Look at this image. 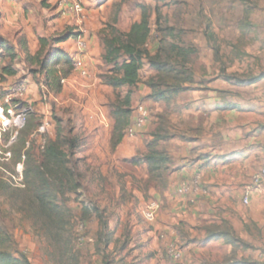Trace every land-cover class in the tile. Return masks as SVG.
<instances>
[{
    "label": "rangeland",
    "instance_id": "374dc122",
    "mask_svg": "<svg viewBox=\"0 0 264 264\" xmlns=\"http://www.w3.org/2000/svg\"><path fill=\"white\" fill-rule=\"evenodd\" d=\"M69 1L81 4L82 17L64 13L57 7L56 1L53 10H47L50 14L58 11L59 16L75 18V21L70 19L63 25V31L73 33L74 39H80L84 44V38L87 41L94 39L95 50L90 55L93 67L88 75H75L73 65L69 69L64 65L54 68L57 72H69L60 91L56 93L54 87L45 83V74L39 72V67L28 62V55L19 45L20 49L15 52L13 60V66L20 72L18 79L10 83L0 81V99L6 88L22 84L25 87V100L28 85L21 80L27 76H31L36 87V97L31 99L29 95L31 103L21 101L25 106H31L34 114L12 143H9L11 136L7 134L0 145L2 170L12 174L16 165L23 163V184L19 188L13 187L7 175L0 170V181L5 186L0 189L1 229L13 239L16 249L24 253L31 264H174L167 256L169 244L181 253L179 264H264V227L257 231L255 228H242L234 220L230 222L219 218L221 224L211 229L207 226L202 231L200 227L182 228L176 231V241H173L169 234L154 232L157 219L152 224L145 222V204L156 201L148 195L149 188L161 181L156 179V175L145 178L142 163L134 165L132 160H141L147 153V144L155 133L162 138L155 145L156 152L172 158L175 149L169 144V139L174 125V100L170 103L154 102L148 97L150 89L146 83L155 77V72L146 63L135 87L113 90L103 82L111 67L102 62V40L110 37L112 28L125 33L133 23L138 22L141 11L136 5L141 4L146 6L150 18V54L155 53L157 35L160 39L164 38L166 44L174 42L193 47L196 53L188 57L187 66L192 76H203L206 67L202 63L208 60L212 63L207 68L212 72L221 67L217 65L221 59L227 60L224 64L235 72H242L249 66L247 62H258L264 66V0ZM156 8L161 18L159 27L155 22ZM168 28H172V31L168 32ZM85 46L81 51H88ZM52 48L47 47L46 53ZM56 48L60 49L61 45ZM0 59H3L0 60L1 69L7 64L8 58L3 55ZM128 91L132 93L133 129L124 135L125 148L130 146L134 155L125 161L114 159L116 148L112 149L110 145L113 126L110 106L116 100L123 99ZM140 109L147 112L146 122L141 127L135 126L136 120L140 118ZM43 122L48 123L46 134L35 140L30 139L31 133ZM100 124L107 126V130H99ZM58 129L61 148L68 156L67 168L76 184L69 183L63 172L55 169L52 177L54 203L71 214L70 223L73 224V229L65 226L61 230V247L63 241L69 238L70 229L72 234L75 233L85 204L96 207L107 202L105 211L96 209L98 213H103L107 225L104 232L106 242H97L99 222L98 227H95L88 221L82 231L85 238L82 246L66 257H59V251L51 246L50 236L43 228L47 219L40 213L24 177L26 168L32 171L42 162L44 147L55 139ZM5 153L10 154L7 160H4ZM167 169L163 170L164 175ZM118 170L121 173H117ZM72 186H75L74 191L71 190ZM92 215L90 213V218ZM114 215L117 216L116 221ZM64 219L67 222L66 215ZM148 232L153 233V236L147 235ZM210 233L217 239L205 242ZM151 237L158 244V248L152 251L149 249L154 240ZM189 240L194 244L187 245ZM254 240L258 245L252 243Z\"/></svg>",
    "mask_w": 264,
    "mask_h": 264
},
{
    "label": "crops",
    "instance_id": "0c3cea01",
    "mask_svg": "<svg viewBox=\"0 0 264 264\" xmlns=\"http://www.w3.org/2000/svg\"><path fill=\"white\" fill-rule=\"evenodd\" d=\"M55 1L0 0V38L15 52L23 41L34 55L39 50V38L63 37L69 33L63 31V25L75 18L59 16L58 11L48 13L47 8L53 10ZM74 38L54 45V49L61 45V52L81 60L89 72L93 67L90 55L95 50L94 39L84 38L88 51H81L76 45L78 39ZM226 61H217L221 67L214 72L207 68L211 60L204 61L203 76L194 74L192 82L184 85L185 90L173 101L174 125L169 144L175 152L172 158L166 155L169 170L158 179L161 183H155L148 191L159 205L154 232L169 234L173 241H176V231L189 226L200 227L201 231L206 226L211 229L221 224L219 218L234 220L242 228L258 231L264 227V176L254 183L255 176L264 169V66L247 62L249 66L242 72H235L224 64ZM13 69L16 74L7 77L6 83L18 79L20 72L16 66ZM32 80L31 76L21 80L28 85L24 101L29 103L32 101L29 95L31 99L36 97ZM98 127L107 130L105 125ZM125 145L124 137L116 147L114 159L132 158L133 150ZM142 168L148 178V166L143 163ZM195 176L200 178L196 189L190 187ZM188 186L187 192H180ZM245 197L247 204L243 203ZM106 207L107 202L94 209L103 212ZM113 218L116 221L117 216ZM95 219L94 212L89 224L92 222L98 227ZM147 235L153 236V233ZM193 244L192 240L187 242V245ZM157 248L154 239L149 249Z\"/></svg>",
    "mask_w": 264,
    "mask_h": 264
},
{
    "label": "trees",
    "instance_id": "16d2710c",
    "mask_svg": "<svg viewBox=\"0 0 264 264\" xmlns=\"http://www.w3.org/2000/svg\"><path fill=\"white\" fill-rule=\"evenodd\" d=\"M125 1L127 0H122V2ZM136 7L141 11V17L138 22L133 23L125 33L112 28L110 37L102 40V62L105 66L111 67L109 75L104 76L103 82L113 90H118L121 87L131 89L138 84L140 71L147 64L155 72V77L149 79L146 83V86L150 89L148 97L154 102L163 101L170 103L179 93L185 90L184 85L192 82V75L187 68L188 57L196 53V50L193 47L174 42L166 44L165 39H160L159 35H157L155 53L153 55L150 54L148 50V43L151 38L149 14L146 6L137 4ZM157 9L155 22L159 27L161 18L159 13H157ZM171 31L172 28H168V32ZM73 35V33L69 32L63 37L39 38V50L35 55L29 53L25 42L22 41L20 44L26 55H28V62L39 67V72L45 74V83L50 87H54L56 93L61 89V80L67 79L69 72L64 70H58L57 72L54 68L64 65L69 69L73 65L74 59L59 49L52 48L50 52L46 53V48L49 46L54 47V45L65 39L74 37ZM3 55L6 59L8 58V62L0 69V81H4L7 77H12L16 74L13 69L15 51L11 46L7 45L3 38H0V56ZM234 80L236 83L240 81L236 78ZM110 108V115L113 120L110 145L112 149H115L122 142L127 129L131 126L133 113L131 91H128L123 99L116 100ZM159 139H162L159 134H153L152 140L147 144V153L142 156L141 160H132L134 165L137 163L146 164L149 176L156 175V179L162 178L163 170L166 169L168 162L166 155L157 153L155 150V145ZM41 159L42 162L33 167L32 171L26 168L24 177L28 181V191H32L34 196L32 198L34 202H37L40 213L47 219L43 228L50 236L51 246L59 251V257H66L67 254L71 255L74 251L73 224L71 225L70 223L71 214L54 203L53 193L55 186L53 185L52 177L55 175V169H60L69 183L74 184L75 182L70 170L67 168L68 156L61 148L59 129L56 130L55 139L45 145ZM2 185L4 184L0 181V189L5 188ZM71 190L74 191L75 186H72ZM94 212L100 226L97 242L105 243L106 235L104 232L107 225L102 216L103 213H98L95 209ZM64 215H66L67 222L64 221ZM90 217V211L86 206H83V216L80 221L87 224ZM65 226H70L72 229L68 232L69 238L65 242L63 241V246L61 247V230L63 231ZM213 238L214 235L210 233L205 242L208 239L212 241ZM214 239L217 238L215 237ZM227 243L229 242L227 241ZM0 264H31L26 255L16 249L13 239L1 227Z\"/></svg>",
    "mask_w": 264,
    "mask_h": 264
},
{
    "label": "built area",
    "instance_id": "2783aa9c",
    "mask_svg": "<svg viewBox=\"0 0 264 264\" xmlns=\"http://www.w3.org/2000/svg\"><path fill=\"white\" fill-rule=\"evenodd\" d=\"M11 2H15L16 0H9ZM57 7L61 9L64 13H70L75 14L76 16H81L83 14V9L80 3L78 2H71L69 0H56ZM77 48L79 50H84L86 48L83 41L80 39L77 40ZM73 68L74 71L82 76L86 77L88 75V71L83 64V62L79 59L73 60ZM65 80H61V84H64ZM5 94L0 99V145L3 142V138L10 134V141L9 143H12L18 136L19 131L26 125L28 118L34 114L32 111L31 106H25L22 104L21 101L24 100V93H25V87L22 84L14 85L9 88H6L4 90ZM140 118L136 120L135 126H143L147 119V112L140 109L139 113ZM48 128V123L43 122L36 128L30 135V139H36L41 138L46 134ZM132 125L127 129L126 132L131 133L132 132ZM4 160H7L10 157L9 153H5ZM23 163L20 162L16 165L14 171L12 174H9L2 170L7 175V180L10 184L13 185V187H21L23 184ZM264 176V169L254 178V183H258L259 180ZM199 176H195L192 180L190 187L196 189L199 183ZM185 187L180 190L181 193H185L190 188ZM244 204H247V197L243 200ZM85 206L88 208L90 213L94 214V207L91 205L85 204ZM93 207V208H91ZM159 209V205L156 201L151 200L148 201L143 210V218L145 222L148 224H152L155 219L156 215ZM86 228V224L84 222H81L80 220L75 226V233L73 234V246L74 250L79 249L85 238L82 235V231H84ZM167 256L170 259V261L174 264H179L181 262V253L174 247V245L169 244L167 246Z\"/></svg>",
    "mask_w": 264,
    "mask_h": 264
}]
</instances>
